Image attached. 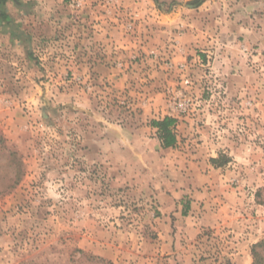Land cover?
<instances>
[{
	"label": "rangeland",
	"instance_id": "374dc122",
	"mask_svg": "<svg viewBox=\"0 0 264 264\" xmlns=\"http://www.w3.org/2000/svg\"><path fill=\"white\" fill-rule=\"evenodd\" d=\"M179 104L182 149L143 159ZM178 152L216 156L244 203L174 257L156 196ZM240 244L264 264V0H8L0 264H240Z\"/></svg>",
	"mask_w": 264,
	"mask_h": 264
},
{
	"label": "crops",
	"instance_id": "0c3cea01",
	"mask_svg": "<svg viewBox=\"0 0 264 264\" xmlns=\"http://www.w3.org/2000/svg\"><path fill=\"white\" fill-rule=\"evenodd\" d=\"M158 115L157 118L154 117L155 120H162L167 116L165 113ZM180 128L177 122L174 127L176 147L164 149L158 129L150 125L148 128L150 137L144 138L145 146L141 148L144 153L142 158L147 161L160 159V155L157 156L154 152L155 149H160L163 154L182 149L180 148L182 141L178 135ZM122 131L129 133L124 129ZM176 156L180 161H177V165L172 164L168 167L174 170L176 179L167 181L165 187L158 189L156 196L158 212L161 214L159 234L162 250H170L169 253L174 257L180 255L181 251L190 253L198 250V245L202 241L199 236L206 229L217 230L216 233H219L221 230L233 228L239 222L238 216L244 203L240 199L242 196L240 189L224 181L225 175H221L222 168L210 162V158L216 156H199L191 152H178ZM161 162L158 163L157 169L152 162L146 164L148 167L153 166V170L161 172L162 165L167 161ZM149 173L151 174V170ZM145 176L142 173V177ZM244 246L245 244L239 245L240 253L237 259L240 264H251L249 258L241 257Z\"/></svg>",
	"mask_w": 264,
	"mask_h": 264
},
{
	"label": "trees",
	"instance_id": "16d2710c",
	"mask_svg": "<svg viewBox=\"0 0 264 264\" xmlns=\"http://www.w3.org/2000/svg\"><path fill=\"white\" fill-rule=\"evenodd\" d=\"M8 0H0V10L1 7L7 2ZM177 123V119L173 117L166 116L162 120H153L151 125L154 128L158 129L159 138L162 142V146L164 149L174 148L177 145V137L174 133V127ZM212 164L217 165L219 164L218 159H212Z\"/></svg>",
	"mask_w": 264,
	"mask_h": 264
},
{
	"label": "built area",
	"instance_id": "2783aa9c",
	"mask_svg": "<svg viewBox=\"0 0 264 264\" xmlns=\"http://www.w3.org/2000/svg\"><path fill=\"white\" fill-rule=\"evenodd\" d=\"M185 112V107H184V104H179V105H176L175 107L172 108V111L171 113H169V117H173L176 119V115H181Z\"/></svg>",
	"mask_w": 264,
	"mask_h": 264
}]
</instances>
